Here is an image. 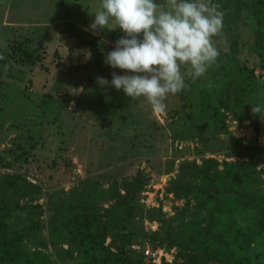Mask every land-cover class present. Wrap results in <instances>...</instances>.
I'll list each match as a JSON object with an SVG mask.
<instances>
[{
    "label": "rangeland",
    "instance_id": "rangeland-1",
    "mask_svg": "<svg viewBox=\"0 0 264 264\" xmlns=\"http://www.w3.org/2000/svg\"><path fill=\"white\" fill-rule=\"evenodd\" d=\"M100 2L0 0V53L5 59L0 63V175L26 172L31 181L44 184L45 194L33 201L42 206L39 219L43 235L48 236L49 219L53 215L49 209V190H61V195L67 196L81 179L98 180L106 188L143 170L149 177L147 188L141 194L144 215L148 208L162 204L164 211L171 216L174 206L183 205L184 201L176 200L173 195L165 197V187L176 174L181 160L201 162L203 157H215L220 161H244L248 159L244 156L245 147L255 146L256 162L263 169L264 178V111L260 114V131L257 132L251 121L243 118V107L234 102L235 82L230 85V78L223 77L225 86L230 87V102L223 106L227 114V131L213 124L205 125L202 119L196 120L190 115L197 109L199 91L213 83L214 74L221 73V65L225 63L232 65L233 80L240 75L256 84L255 94L245 95L247 104L256 101L258 105H264V67L261 66L264 56H258L254 49L257 27L250 10L244 7L237 20L239 54L233 55L230 50L233 33L222 28L218 36L213 37L219 51L215 65L204 77L186 79L188 87L169 95L164 113L153 112L143 97L132 101L123 90L99 85L105 100L119 110L112 115L90 88L88 76L94 77L96 82L97 77L110 82L113 72L117 75L130 73L104 63L106 54L114 50L115 42L123 33L119 29H104L93 34L88 27L95 19L90 13L99 8ZM88 40H97L102 47L100 62ZM18 44L26 47L27 52L19 50ZM58 52L64 59L72 56L76 61L80 57L88 67L79 77L63 75L61 66L55 65ZM28 53L32 56L29 57ZM120 95L126 96L123 112L134 117L128 126L120 119L122 103L115 101ZM194 122L200 125L190 129ZM26 140V148L34 141L37 145L33 150L37 153L36 161L45 165L58 156L57 166L47 170L42 165L38 167L33 160L24 162V156L13 162L18 143ZM8 162L13 166L4 165ZM108 203L104 204L107 206ZM135 227L141 230V235L136 238L137 245L144 241L147 246L150 245L145 241L147 236L158 229L159 223L144 217L143 221L139 218L135 221ZM110 241L109 237L107 243ZM25 243L30 249L35 248L29 240ZM63 246L68 247V244ZM47 250L56 260L55 247L50 245ZM160 251L169 262L174 259L175 248ZM69 261L65 264H73ZM146 261H149L148 257ZM246 264H264V238L252 244Z\"/></svg>",
    "mask_w": 264,
    "mask_h": 264
},
{
    "label": "trees",
    "instance_id": "trees-1",
    "mask_svg": "<svg viewBox=\"0 0 264 264\" xmlns=\"http://www.w3.org/2000/svg\"><path fill=\"white\" fill-rule=\"evenodd\" d=\"M161 1L156 0L157 3ZM212 2L219 4L224 13L223 28L233 33L230 46L233 55L240 52L237 20L244 7L250 10L257 27L254 49L258 56H264V0ZM88 43L100 62L102 47L97 40H88ZM18 49L27 52L21 44ZM28 56L31 57L32 53ZM56 58L55 65L61 66L66 76L79 77L88 67L80 57L76 61L72 56L64 59L58 52ZM2 62L5 59L0 53ZM230 64H222L221 73L214 74L213 83L199 91L197 109L190 115L196 120L202 119L205 125L213 124L227 131V114L223 106L230 102V87L225 86L223 77H229L228 84L235 82V104L243 107V118L250 120L259 132L260 114L253 115V106L248 105L245 98L247 94H255L257 86L240 75L233 80ZM88 79L101 105L112 115L117 114L119 110L105 100L94 77L88 76ZM125 98L120 95L115 101L122 103L120 119L128 126L134 117L127 116L122 110ZM254 104L258 105L256 101ZM194 123L190 129L200 125ZM27 141L18 143L17 155L12 161L24 156V162L33 160L38 167L41 166L42 163L36 161L37 153L33 152L37 148L35 141L26 148ZM244 151L248 158L244 161H220L215 157H203L201 162L196 159L179 161L176 174L165 187V197L173 195L184 204L174 206L171 216L164 211L162 204L148 208L144 215L141 194L147 188L149 177L143 170L106 188L98 180L86 178L81 179L67 196L61 195V190H49V209L53 215L49 219L48 236L40 230L42 206L33 203L45 194L44 184L31 181L26 172H4L0 175V264H65L69 260L73 264H246L252 244L264 238V178L263 169L256 162L257 148L247 146ZM57 160L58 156L42 166L51 170L57 166ZM4 165L13 166L11 162ZM104 201L109 202L107 206ZM144 217L159 223L158 229L145 241L153 250L175 248L172 261L169 262L164 255L160 263L146 261V245L144 241L137 245L136 238L141 235V230L135 227V221L138 218L143 221ZM109 237L111 241L107 243ZM25 240L35 248L30 249ZM50 245L55 247L56 260L47 250Z\"/></svg>",
    "mask_w": 264,
    "mask_h": 264
},
{
    "label": "clouds",
    "instance_id": "clouds-1",
    "mask_svg": "<svg viewBox=\"0 0 264 264\" xmlns=\"http://www.w3.org/2000/svg\"><path fill=\"white\" fill-rule=\"evenodd\" d=\"M219 9L212 0H101L88 27L93 34L123 33L104 63L130 74L113 72L110 82L97 77L98 85L123 90L132 101L143 97L153 112L164 113L169 95L185 90L186 79L206 76L217 62L213 37L224 19ZM252 106L253 115L264 111V105Z\"/></svg>",
    "mask_w": 264,
    "mask_h": 264
},
{
    "label": "built area",
    "instance_id": "built-area-1",
    "mask_svg": "<svg viewBox=\"0 0 264 264\" xmlns=\"http://www.w3.org/2000/svg\"><path fill=\"white\" fill-rule=\"evenodd\" d=\"M145 255L149 258V261H154L156 263L161 262V257L163 256L160 249H157L156 251L151 248L150 245H147L145 247Z\"/></svg>",
    "mask_w": 264,
    "mask_h": 264
}]
</instances>
